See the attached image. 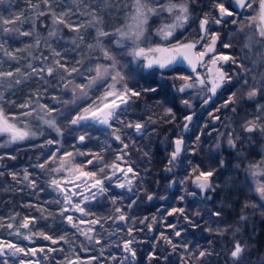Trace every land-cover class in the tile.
I'll return each mask as SVG.
<instances>
[{
  "label": "snow or ice",
  "instance_id": "1",
  "mask_svg": "<svg viewBox=\"0 0 264 264\" xmlns=\"http://www.w3.org/2000/svg\"><path fill=\"white\" fill-rule=\"evenodd\" d=\"M58 0H37L36 3H33L32 0H28V7L32 10L36 19L40 17L49 16L52 21L53 27L48 32L49 38H55L58 36V33L61 31L59 28L60 25H63L64 28H67L69 31L76 33V35L71 38V49H65V52L74 51L78 56L74 62L70 63V58L67 55H64L61 51L56 50L51 47V44L47 39L43 41L46 47H48L52 52L51 63L45 64L44 61H48L49 57H42L41 66L36 67L32 63L27 65V68L30 69L29 72H22L20 67L14 69V71H0V88H4L5 84L7 87L11 88L13 84L19 85L22 81L16 78L18 75H23L26 79L31 76H36L38 79H42L45 83H48L46 78L56 77L57 86H63V89H69V85H72V99L59 101L57 97L53 96V100H57L58 103H63L64 105L76 104L77 100H84L89 98V90L93 89L101 81L110 80L111 82L107 84L105 91L95 100L84 107L80 112L73 116L68 123L70 125L76 126L81 125L82 122L94 121L101 125L106 126L108 129H112L111 136L119 141L122 148L116 154L115 160L111 163L104 162V156L101 153H88L92 156V159H89L86 163L93 164L95 161L100 165L97 171H83L82 165H75L74 168H70L69 171L79 173L76 176L77 180H80L81 177L89 178L92 183L90 187L88 186L87 181H83L84 188L91 192V199H95L96 195L106 194L107 188L105 187V180H110L111 176L106 173V169L111 171V175L115 176L117 172L122 174L123 181L117 182V187L127 188L128 192L133 191V181L139 176V173L134 169L131 163L125 160V157L129 155L126 151L129 148V144L125 142L124 136L126 135L125 129H131L141 138L148 133V129L151 125H156L159 123H168L176 124L177 117L176 112L173 107L166 106L165 102L162 100L156 101V106L162 108V113L152 112L151 115H148L146 119H137L135 121L125 120L122 116V113H127L129 108L136 102V100L142 98L146 94H158L160 92L159 85H149L142 86L137 85L129 86L128 79L131 77L123 74L118 67V60L113 55L111 50L105 44V38L109 37H118L116 39V44L121 46L124 41L128 40L132 43V48L129 54L134 58H143L145 63L143 64L144 69H168L172 65L184 61L191 68L192 73L195 75H178L173 77L174 80H180L178 86L173 84L172 87L176 89L179 93H186L188 90L195 89L197 96L200 97L202 104H208L213 97L217 95L219 89L223 88L226 84L232 82L233 77L229 75L226 71L223 70V62H231L233 65H236V71H243L245 77L250 76L251 83L248 78H244L243 85L246 86V91L243 93V98L248 101H253L255 107L251 113H247L245 118L239 123V128H234L231 126V122L224 125L225 131H218L217 142L215 144L216 149H220L222 142H226L227 147L233 150L238 149V144H243L245 140H251L250 134H259V136L264 139V104L259 103L257 97L264 99V53H258L257 58L251 61V67L245 66L242 62H238V58L231 57L228 55H223L216 52V44L219 39V34L209 30L210 24H222L226 23L225 17H233L236 15L235 11L231 8V0L226 6L225 0H213L211 5V10L204 12L199 18V35L196 38L188 40L185 38L183 41H177L172 44L170 47H165L157 44L156 46H141L142 44L148 43L147 28L149 19L153 16H161L164 13H167L171 17L170 23L162 24L157 30L156 34L163 40H168L174 36V33L177 29H182L184 26L193 18V13L191 11V5L196 3V0H165V2L160 3V0H132L131 3V12L127 13L128 19L131 21L125 26L115 28L113 31H106L104 26V18L101 14L105 9H115L119 11L120 5L117 0H103V2L95 7L92 6L90 0H80V4L83 7H80V4L77 5V11L79 15L90 17L82 23H72L66 17H69L70 14H76L72 9H62L61 11H56V5ZM234 3L240 9H251L253 8L254 0H234ZM125 8L128 7L127 4L124 5ZM215 13V15H213ZM31 19L30 16H26L24 12L15 13L11 16L5 18L0 15V33H3L5 36L10 34H18L19 36L25 37H34V43L36 47H39L42 43L40 34L36 31L35 21H32V26L30 30L24 31L18 27V24H23L28 22ZM251 21L256 22V30L260 37L259 41H254L253 36L249 35L246 37L244 44V49L251 51L254 44H259L261 47H264V0H259L258 2V11L255 16L249 18ZM233 24H236L237 21L233 19L231 21ZM251 26V25H249ZM88 29L94 30L95 35L92 37V41L88 42L85 38V32ZM243 26H241L240 31L243 32ZM61 39L63 37H60ZM6 42V41H5ZM201 50H197V48ZM33 45H26V48H32ZM224 48H230L232 45L230 43H225ZM0 50H3L4 55L11 60H17V56L13 51H9L4 43H0ZM98 50L100 55L93 56L92 53ZM16 52L23 51V49H16ZM151 54V55H150ZM31 55V54H30ZM208 58L207 60L205 58ZM110 61L109 64L104 63H95L92 65V61H99L100 59ZM86 64L88 65L86 67ZM203 67L206 69L205 74L197 72V67ZM84 71H81V69ZM77 77H81L87 80V83H74ZM163 71L161 72V79H163ZM78 90V92H77ZM46 91V89H45ZM203 94V95H201ZM241 97L237 96L236 92H232L228 99L221 105L222 108L229 109L230 105H235L238 103ZM4 99L3 92H0V101ZM43 99V94L37 90L33 92L28 99L19 105L20 109H25V111L20 112L19 114H8L5 108L0 105V135H6L8 139L0 144V148L6 147L8 144H16L18 142H23L31 137L37 135L36 132L32 130V125L27 119L20 120L17 123L18 117H34L35 119L41 121L43 124L47 125L50 129L54 130L57 135H63L61 127L57 123V118L54 113L59 110L54 107H50L48 104L41 103ZM8 103H14V101H8ZM180 104L185 108L191 109L193 107L191 99H181ZM220 108L216 109V112H219ZM230 111L235 113L237 111L236 107H231ZM195 113L187 114L183 117L184 123L179 125L183 131L189 129V124L193 120ZM214 121H219L221 118L218 115L210 113ZM115 125V126H114ZM156 129L152 128V132ZM215 130V129H214ZM243 133L244 135H241ZM87 133L81 134L78 139L80 142H84ZM197 144L200 142V135L196 136ZM59 144L58 140L49 139L46 141L47 145ZM173 150L169 154L168 167L166 171L171 172L172 168L175 166L178 158L181 153L186 150L185 140L183 135H178L174 141H172ZM43 147V145H41ZM59 151V148L56 149ZM197 151L196 148L192 149L193 154ZM76 155H85V153L77 150ZM145 157L149 156L148 152H143ZM65 157H73L72 152H66L63 156L59 158V166L47 169L54 173H59L63 171L67 166L68 162ZM5 158L10 160H15L16 157L12 155H0V161H3ZM74 158V157H73ZM56 153L53 152L49 160H44L43 162H38L35 165H32L34 168H39L42 171L46 170V166L50 161H55ZM119 162V163H118ZM191 164V161H189ZM125 165V166H122ZM225 167V161L221 159L219 161V168ZM240 165L237 164L236 168H239ZM248 174L253 177H261L262 179H257L255 182V193L259 196L261 201H264V155L261 156V159L254 162H249L247 165ZM192 174L194 178H191L192 184L200 190L201 193H206L209 191H215L220 185L213 182V177L216 175L217 169L211 168L209 170H203L201 165L196 164L192 166ZM100 174H104L100 176ZM5 175L4 171H0V177ZM8 175L11 179L17 183H27V186L33 189L38 187L37 181L32 179V173L27 169L23 170L22 178L17 172H8ZM71 183L72 181H68ZM186 183L187 181H182ZM50 186L58 189L63 194V202L67 205H70L69 208H62L60 215L64 216L65 212L76 211L81 213L84 216L93 215L85 210L81 206L82 202L88 201L89 196H83L82 192V201L73 202V196L77 195L75 192H70L69 190L61 186V181L53 178L50 181ZM77 188H80L81 185L77 184ZM92 189H96V192H92ZM42 190V189H41ZM187 191V190H186ZM188 195L195 196V192H189ZM139 197H137L138 199ZM154 198L153 194H147V199L151 201ZM122 199V197H121ZM164 199V197H160ZM181 201L185 199L184 196L179 197ZM112 204L117 203V198L113 197L111 200ZM56 203H60L59 200ZM137 203V200H131L127 205L129 209ZM260 209V214L264 216V204H257L255 202L246 201L241 205L240 214L238 215L235 224L224 223L222 217L224 213L221 210L211 209L208 211V216L212 219L210 222L205 221L209 226L204 230L210 234H215L217 236H225L230 234L232 236V245L228 250V257L231 259L232 264H240V261L246 251H250L249 246L245 243H242L241 240L235 239L241 231L244 224L249 220L250 213L249 209ZM116 215L105 217H96L92 220L87 221L89 225L95 226L101 224V220L110 219L113 223L117 221L129 223L131 226L127 228V235L133 237V233L136 231H142L143 229H137L135 227L137 223V218L129 217L126 215L125 211L121 207L115 208ZM180 214L183 216L185 222L193 228L200 227L199 222L196 218H202L203 212L199 209L188 213L183 207L173 208L168 212V215ZM254 214V212L252 213ZM15 219V217H12ZM67 222L72 225L73 228H78V225L74 222V218L71 215L65 217ZM35 217L25 216L22 222L19 225V228L29 229L30 225L35 224ZM148 217L139 219V224L146 227L149 231L152 230V223H146ZM152 222H156V217H152ZM80 224L85 223L83 219L79 221ZM212 224H215L216 227H212ZM223 224V226H221ZM9 229L14 227L13 224H7ZM168 228L174 230L175 237H181L182 230H177L175 224H168ZM80 234L83 235L89 243H95L101 245L100 256H93L88 261V264H92V261H98L101 257H104V248L103 240L99 235H91L90 233L95 232L94 227H89L87 231L78 229ZM120 230L119 228L117 229ZM11 234V233H10ZM19 235V230L15 233ZM113 233H110L112 235ZM32 235L42 236L45 240H51L53 244L58 243L57 239H53L51 236L46 235L43 232L32 233ZM23 239L30 240L31 236H24ZM160 239L165 243L171 246L173 252L178 248H183L184 252L187 253V257L181 254L182 264H192V261H195V264H205V258L213 255V250L211 248H205L203 250H197L196 252L189 251L188 244H178L174 243L173 240L165 235L163 232L160 234ZM59 240L64 241L65 243H72L68 241L65 236H60ZM134 238L123 240L122 245L117 244L116 247H122V251L126 253L123 257L118 258L116 255H111L105 259H111L117 261V264H131V261L136 259V250L133 247L135 243ZM212 244V241H209V245ZM83 251H88V248L83 244L80 245ZM155 245H153V250L148 255V260H167L166 255L161 256L155 250ZM54 249H48V251H53ZM44 252L43 248L36 249L30 248L25 249L18 244L12 242L0 241V257H16L19 254L24 256L35 257L37 252ZM219 255V253H216ZM46 258V257H45ZM67 264H78L79 256L75 260L68 259L66 257ZM0 264H9L8 259H0ZM19 264H40V262L34 260L24 259L19 260Z\"/></svg>",
  "mask_w": 264,
  "mask_h": 264
},
{
  "label": "trees",
  "instance_id": "2",
  "mask_svg": "<svg viewBox=\"0 0 264 264\" xmlns=\"http://www.w3.org/2000/svg\"><path fill=\"white\" fill-rule=\"evenodd\" d=\"M212 2L213 0H196V3L191 5L193 18L190 19L184 28L177 29L174 36L168 40L161 39L158 35H154L152 31L148 32L149 35H154L159 43L168 46L177 41H183L185 38L191 40L198 37L199 18L204 12L211 10ZM229 2L230 0H225L226 6ZM130 3H132V0ZM158 18L159 16H156L153 19L154 21H151L156 26L162 25L159 23ZM232 18L234 17H228V19H225L226 23L218 25L220 45H224L225 43L232 45L230 48L219 49V52L231 57H237L239 50L235 46L240 47V43L235 45V40H233L234 31L227 29V27L239 24H233L231 22ZM170 22L171 17L168 18L166 23ZM214 27L215 24H210L209 30L212 31ZM105 44L118 60V67L121 72L131 77L128 79L129 86L137 85L138 82L139 85L145 87L149 85H159L160 87L158 94H146L136 100L127 113H122L123 118L126 121H135L137 119H146L153 111L162 113L163 109L156 106V101L162 100L166 106L173 107L176 112L177 123L168 124L161 122L151 125L148 133L143 138L134 133L133 130L125 129L126 135L124 139L129 144V148L126 150L129 155L125 158L139 173V176L134 180L133 191L127 192L119 188L117 189L110 183L105 184L108 191L106 194L98 195L90 202L88 208L93 215H90L88 219L114 216L116 215L115 208L121 207L124 209L126 215L137 218L135 227L143 230L136 231L133 233V237H129L127 235V228L131 226L130 221L126 224L120 221L113 223L110 219L101 220L103 228L100 225L93 226L95 232L92 235H99L102 238L104 257H101L98 261H92V264H117V261L105 258L111 255H116L118 258L122 257V247L118 248L116 245H122L123 240L130 238H134L136 241L133 247L137 254L135 263L132 261L131 264H182L181 254L183 253L187 257V253L184 252L182 247L173 252L171 246L160 239L162 232L168 235L174 243L181 245L188 244L190 252L211 248L214 254L205 258V264H232L231 259L228 257V250L231 248L233 238L230 234L217 236L204 230L209 226L205 221L210 222L212 219H215L208 216L207 210H221L224 213L222 217L223 222L235 224L240 214L241 205L244 202L251 201L257 204H264L255 191L249 188V181L244 174L248 163L256 161L260 156L258 152L260 137L258 134H251V140H245L242 145L238 144L237 150L228 148L227 144L221 146L220 149H216L215 144L217 142L219 125H204V116L210 108L214 107L213 104L210 105L211 107H205L200 98L194 99L192 96L189 97L194 92L193 90L181 94L172 87L173 84L178 85L179 83V80H174L172 79L173 77L187 74L184 68L173 67L166 70L158 68L146 70L143 68L141 60H133L126 53V48H128L126 45L122 44L118 46L112 39L106 38ZM92 55L99 56L100 53L96 50ZM102 60L101 58L99 61ZM225 68L226 72L231 76L234 73H238L234 65L225 66ZM162 71L163 79H161ZM48 79L53 86L58 80L56 77H48ZM105 82L107 80L101 82V84L104 85ZM81 83L86 84L87 81H82ZM59 87L63 89L62 84ZM70 87L71 85H69V89H65L66 96L64 100L70 101L72 99ZM98 87L94 86L93 89L89 90L88 101L97 96L98 93L94 94L93 91ZM233 90V87H230V89L228 87L224 88V92L226 91L229 95ZM97 91L98 89L95 92ZM224 92L222 94H225ZM237 96L239 97L240 94H237ZM181 99H191L193 107L191 109L185 108L180 104ZM57 100L59 99L57 98ZM57 100H55V103L51 107L59 110L55 114L63 135H57L54 130L40 121L42 123L41 134H37L23 142L8 144L6 147L0 148V155L7 154L16 157L15 160L5 158L3 161H0V171H4L5 173L3 177H0V239L18 244L26 249L29 246L36 249L43 248L44 252H37L40 264H67L66 257L69 259L70 254L75 255H72L74 259L79 256V259L83 260L81 264H88V261L85 260H90L93 256L99 257L102 246L86 241L85 237L80 234V231L73 228L67 222L65 219L66 214L64 213V216L60 215L63 207L61 199L54 188L50 186L51 177L49 173L51 171H47V169L52 168V161H50L44 171L34 168L32 165L49 160L53 152L56 153V156L72 152L77 157V162L84 166L86 170L92 171L95 170L97 163L95 161L93 164L86 163L89 159H92V156L88 155V153H101L107 160H111L115 158L116 153L122 148V145L111 136L112 129H107L91 122L76 126L68 123L88 102L87 99L81 100L80 104L68 105L58 103ZM236 106V104L230 105L229 108ZM225 110L227 109H220L221 116ZM192 112H196V120L192 121V129L187 134L188 145L186 150L181 153L172 171L168 172L165 169L168 167L172 140L181 132L179 125L183 124V117ZM30 118L35 119L34 117ZM221 120L218 124L222 123ZM240 121H242V118L241 120L239 118L238 122L236 121L237 123L231 122V125L238 129L237 124ZM152 128L156 130L152 132ZM84 133L88 135L84 142H80L78 137ZM197 135H200V142L198 144L195 142ZM241 135L243 134L241 133ZM7 139L6 135H0V144H3ZM49 139L58 140L59 144L47 145L46 141ZM57 148H59L58 152L56 151ZM193 148L197 149L195 154L192 152ZM77 150L85 153V155H76ZM145 151L149 153L148 157L143 155ZM221 159L225 161L224 168H219V161ZM189 161H191V164ZM196 164L201 165L203 170L217 169L213 182L220 185V187L213 191V197L208 199L205 205L197 203V199L194 196H188L181 190V187L186 186L191 180L189 177L193 178L191 169ZM237 164L240 165L239 168H236ZM24 169L32 173L31 178L37 181L38 187L36 189L28 187L26 182L21 184L15 183L8 175V172H17L22 178ZM173 177L180 182L179 188L176 185L174 188L171 187L170 179ZM185 180L187 181L186 183L182 182ZM147 194H153L154 198L149 201ZM178 196H184L185 199L181 201ZM113 197L117 198L115 205L111 202ZM137 197L139 198L137 199ZM160 197H164V199H160ZM57 200L60 203H56ZM131 200H137V203L129 209L127 205ZM199 205H203V207ZM180 207H183L188 213L197 209L201 210L203 217L196 218L200 227H191L184 221L183 216L178 213L171 216L168 215L171 209ZM248 212L250 213L248 222L243 225L241 233L235 237V239H239L242 243L247 244L250 249V251L244 253L240 264H264V216L260 214L259 208L255 210L249 209ZM253 212L254 214H252ZM25 216L36 218L35 224L30 225L29 229L19 228ZM153 216L156 217L155 223L152 222ZM12 217H15V219H12ZM144 217H148L146 223H152L151 233L138 222L139 219ZM9 223L14 225L12 229L7 227ZM168 224H175L177 230H182L181 237H175L174 230L168 228ZM212 227H216V225L212 224ZM118 228L120 229L119 231L117 230ZM17 230H19V235L15 234ZM34 232H43L53 239H57L58 243L53 244L51 240H45L42 236L32 235ZM110 233L113 234L110 235ZM24 236H31V239L25 240L23 239ZM60 236H65L72 243H65L59 240ZM209 241H212L211 245H209ZM81 244L87 247L88 251H83L80 247ZM153 245L156 246V252L161 256L166 255L168 259L149 261L148 255L153 250ZM50 248L54 250L48 251ZM216 253H219V255H216ZM0 259H8L9 264H14L11 258L0 257ZM192 264H195V261H192Z\"/></svg>",
  "mask_w": 264,
  "mask_h": 264
},
{
  "label": "rangeland",
  "instance_id": "3",
  "mask_svg": "<svg viewBox=\"0 0 264 264\" xmlns=\"http://www.w3.org/2000/svg\"><path fill=\"white\" fill-rule=\"evenodd\" d=\"M130 1L131 0H117V2L120 5L118 12L115 9H105L101 13L103 15V18H104V26H105L106 31H113L115 28L125 26L126 24L131 22L126 15L127 13L131 12ZM32 2L36 3L37 0H32ZM90 2L92 4V6L95 7L99 4H101L103 2V0H90ZM163 2H165V0H160V3H163ZM258 2H259V0H254L253 8H251V9L245 8V9H243L242 14L237 15V16L241 17V21H239L238 22L239 24H237V25L243 26V27L246 26V29L248 28L247 31H252L253 32L252 36L254 38V41H259L260 37H259L258 32L256 30V22L251 21L249 18L251 16H255L257 14ZM78 4H80V0H58L57 5H56V11L59 12L62 9H72V11L75 12L76 14H74V15L70 14L69 17H66V19H68L72 23H82V22L86 21L87 19H89L90 17L79 15V12L77 11V5ZM125 4L128 5L127 8L124 7ZM80 7L82 8L83 5L80 4ZM20 12H24L25 15L30 16L31 19L28 22L23 23V24H18L17 26L20 27L21 30H24V31L30 30L31 26H32V21L34 20L35 24H36V31L40 34L42 43L40 44L39 47H36L35 43H34V37L19 36L18 34H15V33L10 34L8 36H5L3 33H0V43H4L5 47L9 51H13L18 58L17 60H11L7 56L4 55L3 50H0V71H10V70L14 71L15 68L20 67L22 72H29L30 69L27 68V65L29 63H32L36 67H40L42 57H45V56L49 57V60L44 61V63L45 64L51 63L52 52L43 43V41L45 39H47L49 41L52 48H55L56 50L61 51L64 55H67L70 58V63L74 62L75 59L78 58V56L76 55V52H74V51L65 52V49H71L72 48L70 41H71V38H73L76 35V33L69 31L67 28H64L63 25H60L59 28L61 29V31L58 33V36L55 38H49L48 32L53 27L51 18L49 16H44V17H40L39 19H36L34 13L28 7V0H0V15H2L3 17L7 18V17L11 16L12 14L20 13ZM155 17L153 16L149 19L147 33H146V35L148 36V43L142 44L141 46H144V47L149 46V45L150 46H156L157 44H159L161 46L170 47L168 45H163V44L159 43V41L155 38L154 35H157L156 30L161 26V25L156 26L151 22V21H154L153 19ZM167 17L169 18L167 13H164L161 16H159V18H158L159 23L165 24L166 21H168ZM249 25H251V26H249ZM149 31H152V33L154 35H152V34L149 35V33H148ZM84 34H85V38L88 42H91L92 37L95 35L94 30H92V29H88L87 32H85ZM236 36H238V34H236ZM60 37H63V38L61 39ZM106 39H112L113 42H115L116 39H118V37H109ZM29 44H32L33 47L32 48H26V45H29ZM244 44H242V46L240 47L241 50L238 51L239 53H238V56L236 58H238V62H240L242 60V62L245 64V66L251 67V61L255 60L257 58L258 53H264V47H261L259 44H254L251 51H248V50L244 49ZM123 45H126L128 47V48H126V53L128 55H130L129 52L132 48L131 41L126 40L123 42ZM16 49H23V51L16 52L15 51ZM216 52L220 53L219 50H217V49H216ZM133 60H134V58H133ZM135 60H141L142 63L144 64L143 58H138ZM97 62L104 63V64L110 63V61H104V60H102V61H95L94 60L91 63L94 66V64ZM134 62H136V61H134ZM87 66L88 65L86 64V67ZM81 71H84V69L82 68ZM197 72L201 73L202 75L205 74L203 67L201 68V70H198ZM186 75H188V74H186ZM191 75H194V74H191ZM232 77H233L232 82H230L226 85H228L227 87L229 89H230V86H233L234 90L232 92H236L237 94L246 90V86L243 85L244 78H248L249 82L251 83L250 76L245 77V74L243 73V71H239L237 74L236 73L232 74ZM16 78L20 79L22 81V83L19 85L13 84V86L11 88L7 87V84H5L4 88H0V92H3V94H4V99L2 101H0V105H2L5 108V110L8 114H19L20 112L25 111V109L18 108L17 105L24 103L28 99V97L33 92H35L37 90H39L43 94V99L41 100V103L48 104L50 107H51V105H53V103H55V100L52 99L53 96L57 97L59 99V101L64 100V97L66 96L65 89H61L59 86H57V82L53 86L50 83L48 78H46L48 80L47 84L45 83L44 80L38 79L34 75L27 78V79L23 75H18ZM82 81H87V80H85L81 77H77L75 79L74 83L79 84ZM235 81L237 82V84L232 85V83L234 84ZM101 82H103V81H101ZM101 82H99L96 85V87H98V86L100 87V88L99 87L97 88L98 91L95 92L97 89H95L93 91L94 94L98 93L97 96L98 95L101 96L103 94L107 84L110 83L111 81L107 80V82H105L104 85H102ZM180 83H182V81L179 80L178 85ZM71 87H72V85H71ZM45 89H46V91H45ZM192 90L194 92L192 91L193 93L189 97L192 96V98H194V99L200 98L199 96H197L196 90L195 89H192ZM224 93L225 94H222L223 95V99L221 102L222 105L228 99V96H229V93H226V91ZM201 95H203V94H201ZM97 96H94L89 101L87 99L88 102H86L84 107L88 106V104L91 103L93 100H95L97 98ZM239 97H241L240 99H242L243 93L240 94ZM8 101H14V103H8ZM76 103L80 104L81 100H77ZM259 103L264 104V99H260ZM254 107L255 106H253L251 109L250 107L249 108H247V107L243 108L242 106L239 107L237 105V107H236L237 111L235 113L231 112L230 108H229V109L223 111L224 113L222 112V116L220 115V111L216 112L217 108H215V107L210 108L205 115L206 117L208 116L210 118L208 121L204 122V125H206V124L210 125L213 122H215L212 119V116L210 115V113H212L214 115H218L221 117L222 120L221 119L220 120L222 121V123L217 124V125H219L218 126L219 131H225L224 125L226 123H229V122H235L236 123V121L239 120V118H240V120H241V118L243 120L247 113H251L253 111ZM83 108H81L80 111ZM54 115L56 116L55 113H54ZM23 119H27L31 123L32 130L34 132H36L37 134L42 133V129H41L42 123L39 120H37V119L33 120L30 117H27V118L18 117L17 123H19V121L23 120ZM194 119L196 120V118H194ZM87 122H91V123H94L98 126H103V127L107 128L106 126L101 125V124L94 122V121H91V120L87 121ZM87 122H82V123H87ZM183 123H184V120H183ZM239 123L237 124L238 128H239ZM198 124H200V122H198ZM189 129H192V125L189 126ZM183 132L185 133L186 131H183ZM181 135H183V137L185 138V134H181ZM258 136H259V134H258ZM174 140L175 139H173L172 141H174ZM184 140H185V148H186L188 145V141H187V139H184ZM189 145H191V144H189ZM223 145H226V142H222V146ZM172 150H173V144H172ZM258 152L260 153V156L256 159V161L260 160L261 156L264 155V139H262L261 137H260V146L258 148ZM63 155L64 154L56 156L57 159L55 161H52V166H51L52 168L59 166V163H60L59 158ZM73 157H65V159L68 162V166L63 171H61L59 173L50 172L49 173L50 177H51L50 179L55 178V179L61 181V186L63 188L69 190L70 192L77 193V195L73 196V198H72L74 203L82 201V195H80L81 192H82L83 196H89L90 199L88 201L82 202L81 206L84 207L87 212L92 214V212L89 210L88 207H89L90 202L93 201L94 199H91V192L86 190L84 188V185H83V181H87L88 186L90 187L92 181L86 177H81L80 180H77L76 176H78L79 173L73 174V172L69 171V169L74 168L75 165H81L79 162H77L78 161V160H76L77 157L75 155H73ZM114 160H115V158H113L111 160H107L104 157L105 163H111ZM125 160H126V158H125ZM122 166H125V165L122 164ZM99 167H100V165L97 164L95 170H92V171H97ZM83 171H89V170H86V168L83 166ZM106 173L109 176H111V179L105 180L104 184L110 183L111 185L115 186L118 189L119 187L116 186L117 182L118 181L122 182L124 179L122 174L117 172V174L115 176H112L111 171L108 169H106ZM244 174L247 176V179L249 181V188L254 191L256 180L262 179V178L261 177H256V178L251 177L248 174L247 170H245ZM103 175L104 174H100V176H103ZM193 178H194V176H193ZM170 180H171L170 184L173 188L175 187V185L177 186V188H179L178 185L180 184V182H178L175 177L171 178ZM68 181H72V182L69 183ZM77 184H80L81 187L77 188L76 187ZM133 184H134V181H133ZM181 188H182L181 190H183L186 193V195H188L187 193H189V192H195L196 195L194 197L197 199V203H203L204 205H205L206 201L208 200L209 196L211 195L213 197V195H214L213 191H209V192L204 193V196H202L200 190L198 188H196L194 186V184H192L191 180L186 184V186H183ZM119 189L127 191V188H124V189L119 188ZM54 190L61 199V203L63 206L62 208H69L70 205H67L63 202V194L56 188H54ZM91 191L96 192V189H92ZM98 195H100V194L98 193L96 195V197ZM188 196H191V195H188ZM178 197H180V196H178ZM191 197H193V196H191ZM176 199L178 200V198H176ZM176 199H175V201H176ZM201 200H203V201H201ZM263 203H264V201H263ZM199 206L203 207V205H199ZM65 214H66V216H68V215L73 216L74 222L78 225V228H76V229H81L83 231H87L89 227H93L92 225H89L87 223V221L92 220V219H88L90 215L84 216L81 213L76 212V211H68V212H65ZM81 219H83L85 221V223L80 224L79 221ZM151 231H149V233H151ZM90 234L92 235L93 233H90ZM0 241H5V240L0 239ZM5 242H7V241H5ZM30 248H34V247L29 246L28 249H30ZM72 255H74V254H70L69 259L75 260L76 258L74 259L72 257ZM124 255H126V253H124L122 251V248H121V256L123 257ZM5 258H11L12 263H14V264H19L20 259H24L25 261H27L29 259L34 260V261L38 260L37 255L35 257H32L30 255L24 256L23 254H19L16 257L7 256ZM82 261L83 260L79 259L78 264H81ZM85 261H89V260H85ZM134 261H136V259ZM134 261H133V263H135Z\"/></svg>",
  "mask_w": 264,
  "mask_h": 264
},
{
  "label": "flooded vegetation",
  "instance_id": "4",
  "mask_svg": "<svg viewBox=\"0 0 264 264\" xmlns=\"http://www.w3.org/2000/svg\"><path fill=\"white\" fill-rule=\"evenodd\" d=\"M233 9V8H232ZM234 10V9H233ZM235 11V13H236V15L235 16H233L234 18H232L231 19V21L233 20V19H235L236 21H237V23L239 22V21H241V17L240 16H237L238 14H242V12H243V10H241V11H236V10H234ZM225 19H228V17H225ZM240 28H241V26H238V25H234V26H230V27H227V29H231L232 31H234L233 32V34H234V39L233 40H235V42L234 43H236L235 45H238V43H240L239 45H240V47L242 46V44H244L245 43V41H246V37L247 36H249V35H251L252 36V31H247V29H246V26L245 27H243V32H241L240 31ZM219 27H218V25H215V27H214V29L212 30V32H216V33H218L219 34ZM236 34H238V36H236ZM219 40H220V36H219V39H218V41H217V44H216V49L217 50H219V49H224V47H223V45H220V42H219ZM236 48L238 47V50H241L240 49V47L239 46H235ZM197 50L199 51V50H201V49H199V46H198V48H197ZM221 54V53H220ZM206 60H207V57L205 58ZM222 63V62H221ZM222 65H223V70L224 71H226V68H225V66H232L233 64L231 63L230 64V61L229 62H225V63H222ZM234 66H236V65H234ZM175 67H181V66H175ZM173 68V67H172ZM183 68V67H182ZM201 68L202 67H199L198 66V68H197V71L198 70H201ZM186 71V70H185ZM204 71L206 72V69L204 68ZM186 73L188 74V75H191V74H194V73H191V72H188V71H186ZM195 75V74H194ZM235 84H237V82L235 81L234 82V84L232 83V85H235ZM228 85H225L223 88H221L218 92H217V95L215 96V98H213L212 100H211V102L208 104V105H205V104H203L205 107H211L210 105H212L213 104V106L215 107V108H222L221 107V105H222V93L224 92V88H226ZM230 87H233V86H230ZM190 91V90H189ZM189 91H187V92H189ZM246 91V90H245ZM245 91H243V92H240L239 94H242V93H244ZM186 92V93H187ZM181 94H184V93H181ZM260 97H257V100L258 101H260ZM236 105H238L239 107L240 106H242V107H247V108H251L252 109V107L253 106H255V103L253 102V101H248L247 99H245V98H243L242 97V99L241 100H239L238 101V103L236 104ZM237 107V106H236ZM193 113V112H192ZM195 113V115H196V112H194ZM189 114H191V113H189ZM195 115L193 116V120H194V118H195ZM209 118L210 117H204V120H205V122L206 121H208L209 120ZM221 118V117H220ZM192 120V121H193ZM220 121V120H219ZM219 121H216V122H213L212 124L213 125H217L218 123H219ZM238 121V120H237ZM192 123V122H191ZM191 123L189 124V126H191ZM237 123V122H236ZM190 130L191 129H188L185 133L183 132V130L181 129V132L178 134V135H181V134H185V138L184 139H187V134L188 133H190ZM177 135V136H178ZM177 136H175L173 139H176V137ZM172 187V186H171ZM202 194V196H204V193H201ZM209 199V198H208ZM211 199V198H210Z\"/></svg>",
  "mask_w": 264,
  "mask_h": 264
},
{
  "label": "water",
  "instance_id": "5",
  "mask_svg": "<svg viewBox=\"0 0 264 264\" xmlns=\"http://www.w3.org/2000/svg\"><path fill=\"white\" fill-rule=\"evenodd\" d=\"M231 8H233L234 10H236V11H241V10H243V9H240L235 3H234V0H231ZM151 55V54H150ZM144 63H145V61H144ZM222 63H225V62H223L222 61ZM175 66H181V67H183L186 71H188V72H191L192 73V71H191V68L188 66V64L186 63V62H184V61H180V62H178V63H176V64H174V65H172L170 68H172V67H175ZM170 68H168V69H170ZM198 68V67H197ZM146 70H148V69H146ZM164 70H166V69H164ZM220 90V89H219ZM218 90V91H219ZM189 91V90H188ZM213 98H215V97H213ZM212 98V99H213ZM211 101H209V103H210ZM208 103V104H209ZM208 104H206V105H208ZM216 122V121H215ZM209 198H212V196L210 195L209 196Z\"/></svg>",
  "mask_w": 264,
  "mask_h": 264
}]
</instances>
